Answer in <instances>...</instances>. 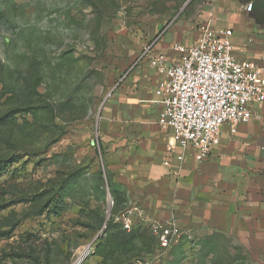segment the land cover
I'll return each mask as SVG.
<instances>
[{
	"label": "rangeland",
	"instance_id": "rangeland-1",
	"mask_svg": "<svg viewBox=\"0 0 264 264\" xmlns=\"http://www.w3.org/2000/svg\"><path fill=\"white\" fill-rule=\"evenodd\" d=\"M248 1L0 0V264H75L85 249L82 264H264V237L234 218L242 166L264 180L263 115L169 173L173 190L142 177L166 133L141 59L174 58L206 26L235 43ZM171 216L181 232L163 249Z\"/></svg>",
	"mask_w": 264,
	"mask_h": 264
},
{
	"label": "built area",
	"instance_id": "built-area-1",
	"mask_svg": "<svg viewBox=\"0 0 264 264\" xmlns=\"http://www.w3.org/2000/svg\"><path fill=\"white\" fill-rule=\"evenodd\" d=\"M234 35L230 27L206 26L194 42L174 45V58L150 55L149 47L141 59L149 60L158 77L150 102L158 110L156 123L169 136L164 164L178 176L189 160H209L226 133L235 135L240 126L258 119L264 107V69L235 55ZM167 224L158 233L163 249L171 248L181 232L174 216ZM123 226L131 230L129 217Z\"/></svg>",
	"mask_w": 264,
	"mask_h": 264
},
{
	"label": "crops",
	"instance_id": "crops-1",
	"mask_svg": "<svg viewBox=\"0 0 264 264\" xmlns=\"http://www.w3.org/2000/svg\"><path fill=\"white\" fill-rule=\"evenodd\" d=\"M259 1L260 0H249L247 2V9L251 2L257 4ZM240 17L245 22L241 27L244 36L235 40V55L242 60L250 59L264 69V36L261 35L262 29H264V12H259L256 7L246 14L241 13ZM258 111L259 116L263 115L264 117V107L260 108ZM255 129H258V125L252 124L249 127H243L238 133L243 139L247 138L250 133L249 131H255ZM165 133L164 136L166 137L164 139H167L168 134L167 132ZM231 136L230 133H226L224 139ZM164 139H162L163 144L158 153L154 156L153 160L149 162L146 169H144V174H142V172L140 173L143 178L150 181H160L162 192L166 193L169 188L173 190V183L170 181L174 179V177L171 179L167 177L169 173H174V169L164 164L166 156V140L164 141ZM220 148L221 146L217 149L216 153L220 151ZM211 158H213V156ZM251 161L253 162L252 159ZM251 161L249 165L247 163V165L242 166L243 169L240 172V178L238 177L239 182L245 185L239 190L240 197L239 200H237L238 205L234 218L237 220L238 229L240 231L238 232L239 236H252L259 240L260 237H264V180L257 173V170H255L256 166L254 167ZM191 162L195 163L193 161ZM209 167L210 165H208V168ZM258 178H260V180Z\"/></svg>",
	"mask_w": 264,
	"mask_h": 264
},
{
	"label": "water",
	"instance_id": "water-1",
	"mask_svg": "<svg viewBox=\"0 0 264 264\" xmlns=\"http://www.w3.org/2000/svg\"><path fill=\"white\" fill-rule=\"evenodd\" d=\"M249 6H251L252 8H256V7H257V10H258L259 12H261V13L264 12V0H260L257 4L251 2V3L248 5V7H249ZM110 216H111V214H110V212H109L108 220L110 219Z\"/></svg>",
	"mask_w": 264,
	"mask_h": 264
},
{
	"label": "bare ground",
	"instance_id": "bare-ground-1",
	"mask_svg": "<svg viewBox=\"0 0 264 264\" xmlns=\"http://www.w3.org/2000/svg\"><path fill=\"white\" fill-rule=\"evenodd\" d=\"M86 251V249L84 250V252ZM84 252H82V254L79 256V258L77 259V261H76V263L75 264H82L83 263V261L87 258V256L89 255H85V253ZM79 259H81V262L80 263H77V262H79L78 260Z\"/></svg>",
	"mask_w": 264,
	"mask_h": 264
},
{
	"label": "trees",
	"instance_id": "trees-1",
	"mask_svg": "<svg viewBox=\"0 0 264 264\" xmlns=\"http://www.w3.org/2000/svg\"><path fill=\"white\" fill-rule=\"evenodd\" d=\"M114 221H116V219H115L114 214H113V215H111V217L109 219V224L113 223Z\"/></svg>",
	"mask_w": 264,
	"mask_h": 264
}]
</instances>
